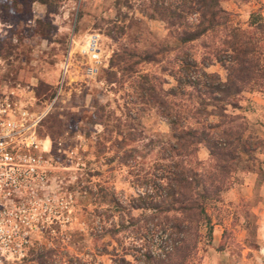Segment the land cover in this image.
<instances>
[{"label":"rangeland","instance_id":"1","mask_svg":"<svg viewBox=\"0 0 264 264\" xmlns=\"http://www.w3.org/2000/svg\"><path fill=\"white\" fill-rule=\"evenodd\" d=\"M221 6L233 23L253 33L264 54V0H223ZM152 8L150 0H0V44L5 48L0 84L12 88L19 107L38 119L35 130L44 140L40 153L47 160L45 178L23 186L14 199L15 205L34 209L28 213L33 222L29 241L16 264H120V256L126 264H146L148 254L164 257L179 243L158 228L152 211L129 209L135 217L130 219L126 209L132 197L157 187L164 194L166 179L156 177L172 163L166 157L170 151L162 148L172 138L167 119L155 105L143 102L138 80L142 73L155 75L160 77L155 88L169 89L175 83L171 70L183 59V50L167 23L149 16ZM254 11L262 19L249 26ZM92 32L100 36L101 58L90 76L82 47ZM162 38L172 48L161 62H140L131 73L110 65L121 45L139 49ZM221 39L207 33L185 49L198 67L225 80L226 69L214 58ZM207 56L212 60L204 64ZM167 97L173 104L178 99ZM236 100L238 106L227 111L243 120L252 150L241 154L231 186L207 202L211 237L202 226L187 264H264V86ZM49 115L59 120L55 141L45 128ZM207 119L217 121L213 115ZM105 127L112 129L110 139ZM131 147V156H124L123 150ZM197 157L205 167L208 149L201 146ZM101 189L112 191L121 206L99 202Z\"/></svg>","mask_w":264,"mask_h":264},{"label":"trees","instance_id":"2","mask_svg":"<svg viewBox=\"0 0 264 264\" xmlns=\"http://www.w3.org/2000/svg\"><path fill=\"white\" fill-rule=\"evenodd\" d=\"M221 1L150 0L153 8L149 16L167 23L170 34L178 42L179 49L183 50L179 51L183 53V59L179 60L176 69L171 70L175 83L167 90L155 88L153 83L155 79H160L158 76L142 73L138 80L143 102L155 105L167 119L172 138L163 143L162 148L170 151L166 157L172 163L163 165L161 174L156 177L157 180L166 179V192L161 194L157 187L151 194L132 197L126 209L130 219L135 217L130 215L129 209L152 211L151 218L159 219L156 222L158 228L180 240L164 257L148 254L146 264L188 263L189 257L196 251L202 226H206L207 235L211 237L207 202L217 200L220 193L231 186V173L236 171L241 154H249L252 150L250 137H244L246 125L238 115L229 113L227 108L238 106L236 96L264 86V54L253 33L232 22L230 13L221 6ZM240 1L246 3L252 0ZM193 14H196L195 20L190 19ZM260 19V12H251L249 26ZM108 33L112 34L110 30ZM207 33L222 38L221 48L214 58L226 69L225 80L217 72H207L204 67H198V62L189 58L185 49L189 43ZM171 48L165 38L151 41L139 49L121 45L120 50L113 53L110 65L131 73L140 62H161ZM4 50L0 44V52ZM207 58H202L204 64L212 60L211 56ZM109 73L112 77L116 75L113 70ZM41 86L43 89L48 87L45 83H41ZM167 94L177 96L174 104L170 103ZM209 115L215 116L217 121H207ZM44 123L55 141L61 132L59 120L49 115ZM115 127L116 134L121 133L118 123ZM105 130L106 139H110L112 129L105 127ZM115 141L120 143L119 140ZM97 146L99 151L105 150V145L100 146V142ZM201 146H205L209 152L207 167L197 157ZM133 150L132 147L125 149L122 154L129 157ZM157 185L161 186V183L158 181ZM101 191L99 202L121 206L112 191ZM117 231L112 230L111 234ZM117 260L120 264L127 262L123 256Z\"/></svg>","mask_w":264,"mask_h":264},{"label":"built area","instance_id":"3","mask_svg":"<svg viewBox=\"0 0 264 264\" xmlns=\"http://www.w3.org/2000/svg\"><path fill=\"white\" fill-rule=\"evenodd\" d=\"M82 53L89 61L87 75L92 76L101 58L98 33L86 36ZM6 87L0 84V264H16L14 259L24 254L29 241L33 222L28 213L34 209L15 205L14 199H19L23 186L45 178L47 160L40 153L44 140L35 130L38 119L19 107L15 91Z\"/></svg>","mask_w":264,"mask_h":264},{"label":"crops","instance_id":"4","mask_svg":"<svg viewBox=\"0 0 264 264\" xmlns=\"http://www.w3.org/2000/svg\"><path fill=\"white\" fill-rule=\"evenodd\" d=\"M263 190H264V184H263ZM262 206H264V193H263V196H262Z\"/></svg>","mask_w":264,"mask_h":264}]
</instances>
